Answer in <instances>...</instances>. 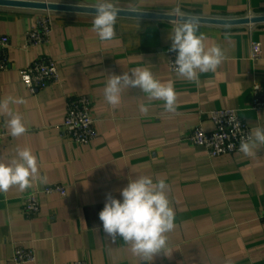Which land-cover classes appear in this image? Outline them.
<instances>
[{"label": "crops", "instance_id": "obj_1", "mask_svg": "<svg viewBox=\"0 0 264 264\" xmlns=\"http://www.w3.org/2000/svg\"><path fill=\"white\" fill-rule=\"evenodd\" d=\"M93 5L97 0H36ZM117 8L233 19L264 15V0H113ZM38 10L0 6V35L10 39L9 68L0 71V99L23 98L10 105L22 115L27 132L12 137L9 117L0 113V161L16 158L28 147L46 182L33 181L25 191L0 192V264L13 261L16 247L32 248L28 264H264V147L251 157L241 152L210 157L193 145L189 134L199 125L214 129L211 112L235 109L251 129L264 127V110L251 109L253 86L264 91V22L243 25L196 23L205 45H219L225 59L214 72L199 73V82L178 77L167 64L169 36L178 22L117 17L115 36L101 41L93 30V14L52 12L49 42L25 48ZM262 45L259 59L251 44ZM39 56L52 57L60 81L34 93L20 70ZM147 67L162 83L172 82L175 110L150 99L138 88L123 89L121 104L104 100L110 75ZM77 95L93 100L97 129L89 145L72 143L63 121L68 101ZM147 106L142 114L139 106ZM147 175L164 180L175 213L167 234L168 255L151 261L132 254L122 238L107 237L99 220L106 197L122 199L129 180ZM60 184L65 195H40V211L28 217L22 197Z\"/></svg>", "mask_w": 264, "mask_h": 264}, {"label": "clouds", "instance_id": "obj_2", "mask_svg": "<svg viewBox=\"0 0 264 264\" xmlns=\"http://www.w3.org/2000/svg\"><path fill=\"white\" fill-rule=\"evenodd\" d=\"M92 21L93 30L101 41L111 40L115 36L114 26L118 8L113 0H97ZM178 17L185 14L180 8L174 9ZM198 33V25L191 19H181L170 33L171 51L177 53L175 71L178 77L199 82V73L214 72L225 59L219 45L206 47V36ZM138 88L148 94L150 99L164 101V109L175 110L177 93L172 82L162 83L147 68H134L121 75L108 76L104 88V100L113 108L121 104L123 89ZM21 98L6 97L0 99V113L6 114V127L12 137L23 136L27 132L23 117L14 112L10 105L24 104ZM142 114H147V106H139ZM264 147V127H255L247 136L241 138L239 152L247 157L254 156V150ZM40 175L36 156L28 147L18 148L16 158L5 163L0 161V192L7 193L17 187L25 191L33 186L34 180L46 182ZM168 185L164 180L154 181L147 175L129 180L126 187L119 190L122 199L108 194L99 220L107 237L113 241L117 237L130 245L133 255L141 261H151L155 255L163 252L168 255L167 234L175 228V213L167 196Z\"/></svg>", "mask_w": 264, "mask_h": 264}, {"label": "built area", "instance_id": "obj_3", "mask_svg": "<svg viewBox=\"0 0 264 264\" xmlns=\"http://www.w3.org/2000/svg\"><path fill=\"white\" fill-rule=\"evenodd\" d=\"M53 27L52 12L39 11L32 29L25 33V48L43 45L49 42ZM10 39L0 35V71L9 68L8 50ZM167 49V64L172 73L175 71L177 53ZM262 55V45L258 41L251 44V58L257 60ZM20 79L27 89L34 93L60 81L59 66L49 56H39L28 66L20 70ZM251 109L264 110V91L259 85L253 86ZM93 100L89 95H77L68 101L63 129L67 138L74 144L89 145L97 137L95 119L92 114ZM214 129L206 131L202 125L197 126L188 136L195 146L204 148L210 157L239 152L241 138L247 136L251 128L235 109H217L211 112ZM65 195L63 185L47 186L43 191H30L22 197V209L26 216L31 217L40 211V195ZM17 264L33 263L36 259L32 248L16 247L12 257ZM73 264H87L80 260Z\"/></svg>", "mask_w": 264, "mask_h": 264}, {"label": "water", "instance_id": "obj_4", "mask_svg": "<svg viewBox=\"0 0 264 264\" xmlns=\"http://www.w3.org/2000/svg\"><path fill=\"white\" fill-rule=\"evenodd\" d=\"M0 6L33 9L38 11L49 12H68V13H82L95 15V6L93 5H79L70 3H58L49 1H36V0H0ZM117 17H129L138 19H151V20H165L172 22H179L181 19H191L195 23H210L220 25H243L264 22V15L246 16L233 19L222 18H207L193 15H184L182 18L170 13H160L154 11H144L135 9H122L118 8Z\"/></svg>", "mask_w": 264, "mask_h": 264}]
</instances>
